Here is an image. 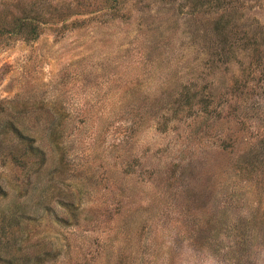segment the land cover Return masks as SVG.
I'll use <instances>...</instances> for the list:
<instances>
[{
	"label": "rangeland",
	"instance_id": "374dc122",
	"mask_svg": "<svg viewBox=\"0 0 264 264\" xmlns=\"http://www.w3.org/2000/svg\"><path fill=\"white\" fill-rule=\"evenodd\" d=\"M196 1L0 0V31L41 11L0 104L59 127L36 177L0 126V264H264V0Z\"/></svg>",
	"mask_w": 264,
	"mask_h": 264
},
{
	"label": "trees",
	"instance_id": "16d2710c",
	"mask_svg": "<svg viewBox=\"0 0 264 264\" xmlns=\"http://www.w3.org/2000/svg\"><path fill=\"white\" fill-rule=\"evenodd\" d=\"M111 1H112L111 8L117 6L116 3H118V0H111ZM39 2L40 1H38V3ZM224 3L228 5L231 2L230 0H197L195 6L198 7L199 5L202 6L206 4V6L209 5L210 8H213V7H221ZM37 6L38 5L35 4L34 7L35 15L33 17L28 18L24 16L18 19L17 20L18 22H16L14 26L11 27V29L4 28L2 31H0V35L4 33H9L11 35L22 36L25 39L36 38L38 34L39 24L37 23V18H35V16L38 17V15L41 14V11L36 9ZM231 11L232 10L223 12L222 10L220 15L217 17L218 20L216 22L219 23H217V26L215 27L216 30L218 31L223 30L224 21L228 22L231 19L230 18ZM227 42L228 41L226 39V34H223V36L220 37V39H218V44L220 45H226L228 44ZM15 111H16V115H18L16 119L14 117ZM20 113L21 112L19 110H16L13 107L7 110V108H3L2 104H0V126L3 129L6 127L5 131L8 132L11 131L16 137L20 139L21 143L28 148L21 158L20 156H17L16 158H14V160L20 161L21 165L22 163H25L24 165H29L30 168L28 170L29 171L28 176L33 174V176L36 175V177H38L42 173L43 168H45L48 164L49 167L50 165L54 164V162H56L54 156L47 155L46 149L53 148L54 151L55 148H57L58 144L56 143V135L59 132V127L54 124L53 120L55 118L53 113H49L47 111L45 113L46 115L45 119L47 118V123L44 126L45 132L43 134L46 140L42 144H35V137L33 136V131L24 125V120L26 116ZM30 131L32 133H30ZM47 182L48 185L47 184L42 185L41 188L38 190V192L35 189H33L35 193H32V194H36V197H38L37 201L35 202V205H37L38 208L41 207L43 210L44 209L51 210V208H53V206L50 205V203H46V201H42L43 197H45L47 193H50V195L53 194L54 197L55 196L59 197V194L61 192V183L58 180L49 178L47 179ZM30 185L34 187L33 183H29V186ZM21 188L24 189V186H22ZM71 204L72 202L70 201V202H65L64 205L67 209L68 206H70Z\"/></svg>",
	"mask_w": 264,
	"mask_h": 264
}]
</instances>
